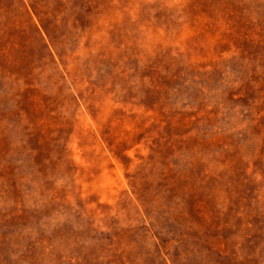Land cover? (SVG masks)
<instances>
[{"label": "rangeland", "instance_id": "1", "mask_svg": "<svg viewBox=\"0 0 264 264\" xmlns=\"http://www.w3.org/2000/svg\"><path fill=\"white\" fill-rule=\"evenodd\" d=\"M0 264H264V0H0Z\"/></svg>", "mask_w": 264, "mask_h": 264}]
</instances>
